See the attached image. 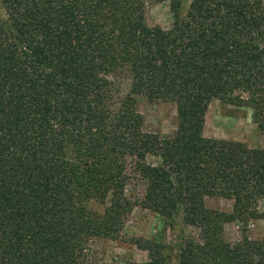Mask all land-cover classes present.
I'll use <instances>...</instances> for the list:
<instances>
[{"label":"trees","instance_id":"1","mask_svg":"<svg viewBox=\"0 0 264 264\" xmlns=\"http://www.w3.org/2000/svg\"><path fill=\"white\" fill-rule=\"evenodd\" d=\"M148 1L1 0L0 264H94V242L118 239L139 204L169 229L182 205L183 225L199 229L178 264H264V239L225 238L226 224L264 217V147L204 135L218 99L251 109L264 137V0H158L169 29L148 25ZM137 96L176 105L171 137L143 130ZM92 200L109 202L103 214ZM133 244L147 262L103 264L172 259L167 243Z\"/></svg>","mask_w":264,"mask_h":264},{"label":"rangeland","instance_id":"2","mask_svg":"<svg viewBox=\"0 0 264 264\" xmlns=\"http://www.w3.org/2000/svg\"><path fill=\"white\" fill-rule=\"evenodd\" d=\"M190 1L185 3L188 7ZM146 20L149 26H161L169 29L173 15L168 2L149 0L146 6ZM0 17L6 27L10 26L8 14L0 0ZM120 96L125 97L131 91V79L128 76L116 78ZM136 108L143 118V130L161 138L171 137L177 130V107L174 103L161 100H150L145 96L136 97ZM204 135L207 138L224 139L244 142L251 148H263L264 137L258 132L253 121L252 111L246 107L214 99L208 108ZM157 159L150 157L149 162L156 164ZM126 195L132 200L142 195V186L137 181L128 185ZM208 208L230 213L233 210V201L222 198H208ZM109 202L101 203L92 200L90 208L98 214H103ZM259 213L264 216V199L258 206ZM183 207L180 205L175 226L169 229L163 225L161 217L154 211L135 206L123 231L116 240L98 239L92 247V262L94 264L111 263L117 261L147 262L149 253L133 244L135 239H145L171 245L172 259L169 264H178L180 245L184 236L196 239L200 236L197 228L184 226L182 223ZM245 236L251 240L264 239V217L242 224L238 221L225 226V238L229 243L240 242Z\"/></svg>","mask_w":264,"mask_h":264}]
</instances>
